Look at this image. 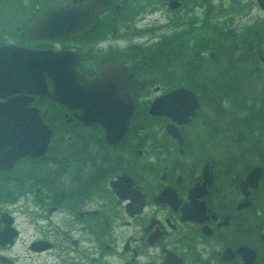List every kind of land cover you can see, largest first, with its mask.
I'll list each match as a JSON object with an SVG mask.
<instances>
[{
    "label": "flooded vegetation",
    "instance_id": "flooded-vegetation-1",
    "mask_svg": "<svg viewBox=\"0 0 264 264\" xmlns=\"http://www.w3.org/2000/svg\"><path fill=\"white\" fill-rule=\"evenodd\" d=\"M253 5L264 13L256 0ZM110 6L120 12V0ZM36 11L28 23L41 13ZM104 11L106 6L95 28L86 33L93 35L101 22H110ZM7 29L0 27V45L47 48L49 40L26 39L21 25L12 37ZM80 40L69 39L63 47L83 53L80 71L92 77L105 65H126L139 109L121 140L110 143L102 124L81 119L80 107L28 93L35 107L43 109L45 97L60 113L45 119L53 135L44 156H23L9 171H0V264H264V129L253 133L264 104H246L243 121L241 116L219 120L211 99H205L217 84L210 67L208 76L200 75L191 88L198 106L185 121L152 115L150 105L157 95L185 84L149 92V59L141 61L128 51L137 44L125 49L109 45L96 52L94 47L102 42ZM259 79L264 84V68ZM21 84L18 68L0 76V106L18 105L20 110V100L26 98ZM228 111L230 103L219 109L220 114ZM140 113L144 117L137 125ZM52 121H63L66 134L57 139ZM171 125L182 141L169 132ZM213 131L226 139V146H218ZM58 152L64 168L55 160ZM48 165L64 171L53 168L49 175ZM257 167L263 168L261 178L244 186ZM122 175L132 180H119Z\"/></svg>",
    "mask_w": 264,
    "mask_h": 264
},
{
    "label": "water",
    "instance_id": "water-1",
    "mask_svg": "<svg viewBox=\"0 0 264 264\" xmlns=\"http://www.w3.org/2000/svg\"><path fill=\"white\" fill-rule=\"evenodd\" d=\"M112 1L50 2L24 27L23 34L35 39L79 36L96 25L101 8ZM258 1L264 7V0ZM169 4L176 8L180 1L170 0ZM82 57L83 54L73 50L0 45V76L18 68L26 94L25 100H20L19 111L16 110L18 105L0 106V170L10 169L21 156H39L48 148L52 130L41 117L40 108L32 105V97L28 93L46 94L64 105L80 107L83 109L81 119L87 124H102L110 143H117L123 137L138 106L129 90L133 74L123 64H108L97 75L90 77L79 70ZM15 74H18L17 69ZM47 78L51 81V90ZM197 106L193 91L179 87L158 96L150 110L155 114H168L176 121L181 118L183 122ZM169 132L181 139L175 126L169 127ZM262 173L261 167L254 168L243 185L257 182ZM128 177L123 175L119 180ZM238 251L243 252L242 249Z\"/></svg>",
    "mask_w": 264,
    "mask_h": 264
},
{
    "label": "trees",
    "instance_id": "trees-1",
    "mask_svg": "<svg viewBox=\"0 0 264 264\" xmlns=\"http://www.w3.org/2000/svg\"><path fill=\"white\" fill-rule=\"evenodd\" d=\"M66 1L69 0H0V27H8L7 31H10V35H13L17 26H23L32 19L33 16L30 13L34 10L40 12L49 2ZM167 1L120 0V12H117L110 5L104 11L107 14L103 18L110 19V22L104 20L93 30V35L90 34L91 31L79 38L84 42L87 39L96 41L115 35L118 33L121 20L134 19L148 9L151 12L166 5ZM196 1L182 0L184 5ZM23 12L25 15L21 16ZM220 14H227V10L221 9ZM205 19H208V16H205ZM206 23L204 22L203 25L198 27L201 31L200 34L196 33V28H192V25V29H185L187 30L185 33L182 30L169 35L162 34L158 41L148 47L132 45L128 51L136 52L141 61L149 59L145 67L149 69L146 79L149 82V88L156 84L167 85L170 88L185 84L195 89V83L199 76H208L206 72L210 71V67L214 68V65H216L213 72L217 76V84L214 85L211 95L209 93L205 95V99H211V104L217 111L219 120L226 121L228 116L238 119L241 116L243 121L242 117L248 109L246 104L250 107L260 103L264 104V84H260L259 79L264 68V64L260 59L261 55H264V23H260V28L257 24L249 26L241 32L232 27H227L226 24L223 25L220 21L215 23L212 21V26ZM189 34H193L195 38L191 39ZM191 40H194V42L191 43ZM2 41L3 39L0 38V42ZM206 50L213 51L214 56L205 55L204 51L206 52ZM121 56L129 58V54L126 53L121 54ZM179 66H184V70L181 71ZM217 66L224 67V69H217ZM225 67L243 68L246 76L242 75L240 71H228ZM138 74L142 75L141 70L138 71ZM238 76H240L239 79H237ZM254 81H256L255 87H250V84H253ZM257 97H259V100ZM41 103L45 118L60 113L59 110L55 111L50 99L42 97ZM227 103H230V111L220 114L219 109L222 108V105L227 106ZM141 117H144L143 114H138L137 125ZM52 123L55 124L57 139L66 134L67 129L63 121L55 123L52 121ZM256 124L253 133H258V131L264 129V113L263 117L256 121ZM215 133L213 131V134L217 136ZM216 140L218 146H226L225 138L221 139L217 136ZM59 142L61 146L64 145L62 139H59ZM236 152L237 150L234 148L233 154ZM59 160L62 162L61 167L64 168V159L61 157ZM58 171H62V168H59Z\"/></svg>",
    "mask_w": 264,
    "mask_h": 264
},
{
    "label": "rangeland",
    "instance_id": "rangeland-1",
    "mask_svg": "<svg viewBox=\"0 0 264 264\" xmlns=\"http://www.w3.org/2000/svg\"><path fill=\"white\" fill-rule=\"evenodd\" d=\"M198 2H190L188 4L191 5H182L178 9H171L169 6L163 5L151 12L149 9L142 12L134 19H126L125 21L121 20L119 22L121 28L119 34L107 36L105 38L97 40V42L102 41L101 44H96L94 47L95 51H101L107 48L113 47H121L125 49L130 43H135L137 45L148 47L153 44L155 41L159 40L160 35L162 34H171L173 32L182 31L185 33L187 30L196 28V33L200 34V30L198 29L199 25L196 22H201L204 17V12L212 18L209 24L212 21L215 23L220 21L223 25H227V27H234L237 29H241V27L245 26L249 22H254L255 19L263 17L264 13L257 6H253L251 3L252 0H248V4L245 6L244 11H238L237 6H240L242 1L246 0H197ZM246 3V2H245ZM226 9L227 14H220L221 9ZM148 13V14H147ZM107 14V13H106ZM105 14V15H106ZM198 17V20L192 21V19ZM188 19V20H187ZM256 22V21H255ZM136 24L137 26H135ZM207 24V23H206ZM193 27L191 28V26ZM198 25V26H195ZM212 26V24H211ZM187 29V30H185ZM127 35V36H126ZM190 35V34H189ZM14 35H11V37ZM189 37V36H188ZM191 39H194L195 36L193 34L190 35ZM82 42V40H80ZM194 40H191V43ZM70 42L67 39H60L57 41H50L47 43V48H55L61 49L64 45L69 44ZM80 44V43H79ZM29 45V46H27ZM27 47L31 48H42L31 46L27 43ZM111 45V46H109ZM42 46H45L42 44ZM181 63V62H180ZM216 68V65H214ZM224 69V67L217 66V69ZM228 71H240L242 75L246 76L243 68H228L225 67ZM245 80V79H244ZM256 85V81L250 84V87L253 88ZM153 92V90H151ZM155 94L150 95L152 97ZM259 100V97H257Z\"/></svg>",
    "mask_w": 264,
    "mask_h": 264
}]
</instances>
